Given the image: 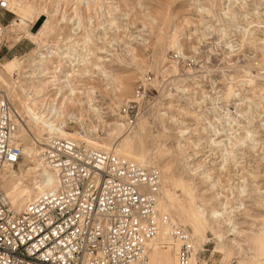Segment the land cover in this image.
<instances>
[{"label": "bare ground", "instance_id": "bare-ground-1", "mask_svg": "<svg viewBox=\"0 0 264 264\" xmlns=\"http://www.w3.org/2000/svg\"><path fill=\"white\" fill-rule=\"evenodd\" d=\"M47 1L49 0H0V3H2L5 10L11 9L13 12L12 18H10L4 25V41L6 40V35H8L10 39H14L16 34H22V37L28 38L31 44L34 45L28 54L21 57H14L13 59L6 60L3 64H0V84L8 88L10 91L0 89V93L3 96H6L9 100L11 110L17 123V129L14 133V138L16 139L15 142L17 145H20L22 155H25L26 160L32 164L31 166L19 164L17 166L19 171L16 174V171H14L15 168L6 167L0 174V187L4 192V197L9 206L15 211L21 210V208L30 202L37 194L45 191H54L59 185L56 171L41 160L40 147L38 144H34L33 147L32 145L25 143L22 147L20 141L17 140L20 137L19 133L22 126H24L23 121H25V119V122L30 123V125L36 129L37 136H42L40 139H37L42 145L47 142L48 138L53 136L60 138H76L87 145L103 151H111L127 158L133 163L145 167L140 163L135 162L136 157L130 152L128 137L126 136H119L121 138V143L117 145V147L105 148L104 145L92 141L93 139L86 138L84 132H66L64 130V126L66 125L65 120L68 117L77 116V119L82 121V117L87 115H91L95 121L103 123V125L109 127V130H111L110 125L112 123H106L102 120L99 106L96 104L97 100H95L93 96V87L86 85L84 81H87V78H90V73L94 74V72H96L101 78H104L111 83H115L113 86L115 91L119 92L122 85L119 84V82H116L117 76L115 74L106 71L104 68L103 62L106 60L102 55L106 54L107 50L104 47L96 46L92 43L90 39V28L87 29V25L83 24V13L87 12L89 15L91 11L98 13V10H101V12H103L101 15L103 22L99 24V26H101L100 28L102 29L103 23H105L106 26H109V28L112 26L115 28L117 27V22L115 21L116 19L114 18L113 13L116 11L117 7L112 6L107 0H54V6L48 10ZM199 1L200 0H192V5L198 6L199 9L197 10L199 12L204 13L205 11L209 13L211 11L209 10V7H205L204 3L206 5H211L212 7V4L215 3L214 1L216 0H202L203 3ZM219 1L222 2V11L220 15H222L226 21L231 23L229 26L233 27L232 30H237L242 33V37L247 36L248 38H252L254 36V29L263 28L259 21L254 23L252 21L246 22L248 27H239L237 24L232 23L236 14L233 9L235 4L239 3L237 0ZM67 4H70L71 12L73 14L71 16L65 14V8L57 9L58 6L61 7L64 5V7H66ZM213 5L215 6V4ZM238 8H242V6L240 5ZM53 11L58 12V17L54 23L50 21L54 14ZM253 12L255 15H258V13H255V10ZM246 16L247 13L244 15V18H246ZM213 17L212 18L219 23L217 24L218 27L214 28L211 25L205 26L206 23H203L204 29L200 32L201 38L207 35V31L205 32V30L210 29L213 32L215 31L218 34L220 41L223 43L224 49L228 50L227 53L230 52V54H232V52H234V46L230 45L229 41L226 39L227 25L224 27L223 25L225 23H223V25L220 26V24H222L221 16L218 18L213 14ZM27 18L32 19L31 25L27 24ZM20 19L25 20L23 30H21L19 25ZM89 19L90 17L87 19L88 22H90ZM149 19L152 22L154 20L151 17ZM39 20L40 22L43 21L40 28L36 32L31 31V26ZM183 21L186 24L188 18H183ZM14 24L16 25L15 32L12 31V26ZM61 24L68 25V36L64 42V44H67L63 45L64 47H61L58 42H55L56 44L54 48H46L49 35L54 34L56 28L59 29ZM200 24L203 26L202 22H200ZM80 32H82V34L78 36ZM102 32L103 36H105L104 33L106 32ZM172 33V43L180 49L175 30ZM75 36H77V40H75ZM29 37H31V39ZM129 37L130 36H128V38ZM58 38L62 39V37ZM130 38L138 39L139 36L132 35ZM139 40H142V42L144 41L142 38H139ZM197 40H200V38ZM256 40L258 41V44L260 43L259 45H264V40L262 38H257ZM90 46L93 48L91 52L89 51ZM126 47L132 60H137L134 54V48L130 45ZM90 54L92 55V58L89 56ZM13 60L16 61V64L11 68L7 67V65L11 64ZM242 75H244L243 72H241L239 76ZM20 78L24 79V81L18 84L20 82L18 79ZM239 78L241 77H231L230 83H227L225 86V92L223 94L224 99L237 98L239 96L238 91L244 89H247L248 93L246 94H250L251 96H243L242 101L239 99L240 102L233 103V114L228 112L218 114V119H215L214 121L216 124H209L210 131H208L206 127L199 128L200 125L197 127V121H200L201 119L205 120L207 117L203 115V113H196L193 105H200L204 102L203 99L200 101L195 100V98L193 100L190 99V102L188 103L194 102L190 107L179 106L178 108H174V105L172 104L168 105V107L172 108L177 115L185 116L184 118L192 117L193 120L196 121L194 126V123L190 124V126H193L192 134H189L191 127L190 129L188 128L189 126L182 127V125H186V123L179 121L181 126L177 131L178 137L176 145L182 153L188 154L185 159V168L188 170L189 175L195 176L197 179L201 180L204 184L205 192L211 190V192L214 193L212 198L215 205H211V202L209 203L208 201H200L199 204L195 206V209L190 210L192 220L189 222L193 232H195L197 228L203 230L205 225L211 229V233L214 231L212 228H214L216 230V232L214 231L215 234L218 237H222L220 243L224 249L223 252H218L216 254H220V257L232 255L236 258L235 262H230L229 264H264L262 261H258L259 259L254 251L248 253L245 248V240L242 238V236L247 233L251 234L254 237L253 242L262 245V242L264 241V213L256 218V221L262 222L261 227H256V232L247 229V226H251L252 223L246 224V222L239 221L237 218V215L250 212L248 207L251 203H246L247 200H249L248 196L250 194L257 196L261 205L264 206L263 196H261L264 193V185L258 184L259 178L264 177V174L262 175L260 172L255 171L256 173H254V171L250 172L244 170L241 164L242 161H240L247 153H253V155L257 157V159H254L257 160V163L255 164L256 166L260 163H264V141L258 139L260 137L259 132H264V89L261 87L254 88L249 85L247 80L242 81V79ZM27 79H32L31 82H35L39 85V90L34 93V98L31 97L32 95H30V91L27 92L26 84L30 82L27 81ZM7 80L11 82V87L8 85L9 82L7 83ZM16 87L23 95V99L20 101L16 99L14 94L15 91L13 88ZM229 89H231V92ZM184 91L188 92L187 89H184ZM135 99L136 97L134 95V98L129 101ZM17 100L19 103L15 104L14 102H17ZM209 101L212 103L211 108L214 111L219 108L215 106L216 104H214L213 99H209ZM68 106L80 107L78 115L70 112L67 108ZM162 115L168 124H177L178 119L175 114L169 115L168 113L163 112ZM113 123L118 130L121 129V124L116 122ZM198 128L200 130H198ZM163 129L166 131L165 125L163 126ZM113 133L114 132H109L107 135H112ZM199 134L205 136L202 138ZM193 135L194 139H191L193 138ZM115 142H117V140ZM203 143L205 144L207 151L202 153L201 149L203 148ZM185 144L190 145L191 148L189 149L191 150L189 152L185 151L188 149ZM206 152L209 154L205 155ZM209 155H213L212 157L216 159V162L207 159ZM202 156L204 157L202 158ZM211 167L215 168L213 169ZM238 168H241V171H245L246 175L244 176L242 173H238ZM213 170L218 171V174L212 176V174H214ZM230 170H236V173L234 172L233 174H230ZM13 176L15 177V180L10 182V178ZM221 178L224 179L223 182ZM160 185L161 183L159 182L156 209L159 214H166L170 217L169 209L172 208V203L169 201V198L164 200V198L159 196ZM194 188L196 187L194 183H192L191 178L186 185V194L188 196L187 198H189L192 203L194 202ZM177 196L178 195H176V197ZM213 212H218L220 215L213 216ZM251 219L255 220L254 218ZM176 223L179 224L178 222ZM179 225L182 226L181 224ZM254 227L252 226V228ZM259 228H262V230L257 232ZM260 235L262 236L258 238ZM190 239V243L192 244L194 241L191 234ZM207 242L209 243L210 241H206L204 244L200 245L199 249L194 247V249L191 250V258L195 251L197 259L201 262L205 261L201 259L200 251L204 249ZM163 243L166 245L162 248L160 244ZM212 244L214 245L215 243ZM154 248L165 250L166 253L163 254L162 264H176L178 244L172 242L166 236L164 229L154 235L151 239L148 253V264L156 261L157 258H160L161 256L159 252H150V250H154ZM155 264L159 263L156 262Z\"/></svg>", "mask_w": 264, "mask_h": 264}, {"label": "rangeland", "instance_id": "rangeland-1", "mask_svg": "<svg viewBox=\"0 0 264 264\" xmlns=\"http://www.w3.org/2000/svg\"><path fill=\"white\" fill-rule=\"evenodd\" d=\"M107 1L110 2L112 6L117 7L116 11L113 13L116 19L115 21L117 22V27L114 28V26H112L109 28V26L103 23L102 29L100 28L101 26H99V24L103 22L101 16L103 12H101V10H98V13L91 11L89 15L87 12L83 13V24L87 25V29L90 28V39L92 43L96 46L106 48L107 53L102 55L106 60L103 62L104 68L106 71L117 76L116 82H119L122 87L119 92L115 91L113 87L115 83L101 78L96 72H94V74L90 73V78H87V81L85 80L84 83L93 87V96L95 100H97L96 104L99 106L102 120L106 123H112L110 125L111 130H109V127L103 125V123L95 121L91 115L82 117V121H79L77 116L68 117L65 122L71 118H76L74 120L78 122V126L81 129L79 132H84L86 138L93 139L92 141L104 145L105 148L117 147V145L121 143V138L119 136L128 137L130 152L136 157L135 162L140 163L146 168H156L159 174L162 172L160 174L161 185L159 196L164 198V200L169 198V201L172 203V210L169 209L170 217L185 227L194 241V232L189 222L192 220L190 210L195 209V206L198 205L200 201H208L209 203L211 202V205H215L212 198L214 193L211 192V190L205 192V187L201 180L197 179L195 176L189 175L188 170L185 168V159L188 154L182 153L176 145L178 137L177 131L181 126L179 121L186 123V125H182V127L189 126V129L191 127L189 134H192L193 126L196 121H194L192 117L184 118L185 116L177 115L168 105L172 104L174 108H178L179 106L190 107L194 104V102L188 103L190 99L193 100L195 98V100L199 101L203 99L204 102L200 105H193L196 113H203V115L207 117L205 120L201 119L197 121V127L200 125L199 128L206 127L207 130L210 131L209 124H216L214 121L218 119V114L226 112L233 114V103L240 102L239 99L242 101L243 96H251L250 94H246L248 93L247 89H244L238 91L239 96L237 98L224 99L223 94L225 92V86L227 83H230L231 77H241L239 79H242V81L247 80L250 86L264 89V45H259L260 43L258 44L256 40L257 38H262L264 40V0H237L239 4H235L233 9L236 14L232 23L237 24V26L246 27V22L248 21H252L253 23L259 21L260 25H262L261 27L263 28L254 29V36L252 38H248L247 36L242 37V33L237 30H232L233 27L229 26L231 23L220 15L222 11V2L219 0L214 1L215 3L213 4H215V6L212 4V7L204 3L205 7H209L211 11L209 13L205 11L204 13L199 12L197 10L199 7L192 5V0ZM54 2V0L47 1L48 10L54 6ZM199 2L203 3L202 0ZM240 5L242 8H238ZM59 8H65L66 15H73L70 4H67L66 7H64V5L61 7L58 6L57 9ZM252 10H255V13H258V15H255ZM56 12L57 11H53L54 14L50 20L52 23H54L58 17V12ZM246 13L247 16L244 18ZM4 14L9 18L13 16L11 9H6ZM213 14L218 18L221 16L222 24H220V26L225 23L223 26L226 27L227 25L228 27L226 28V39L229 41L230 45L234 46V52H232V54H230V52L227 53L228 50L224 49L223 43L220 41L215 31L213 32L210 29L205 30V32L207 31V35L201 38L200 32L204 29L205 23V26L211 25L214 28L218 27L217 24L219 23L213 19ZM89 17L90 22L87 20ZM150 17L154 19L153 22L149 19ZM183 18H188L186 24ZM31 20L32 19L27 18L26 22L28 25H31ZM198 20L202 22V24L204 23L203 26ZM42 22H40V20L35 22L31 26V31L36 32L40 28ZM67 26L68 25L61 24L59 29L56 28L54 34L49 35L46 48H54L57 42L61 47L67 44H64L68 36ZM174 30L177 35V42L180 44V49L172 43L171 36ZM102 31L106 32L104 35L107 39L103 36ZM81 34L82 32H80L78 36ZM132 35L139 36V38L144 39V41L142 42L139 38H130ZM128 36H130L129 38L132 40H130ZM58 37H62V39ZM198 38H200V40H197ZM77 39V36H75V40ZM128 45L134 48V54L137 60H132L126 47ZM33 47L34 45L31 44L28 38L10 39V37L6 35L4 46L0 50V64L14 57H21L28 54ZM91 47L92 46L89 48L90 52L93 50ZM89 56L92 58L91 54ZM241 72H243L244 75L239 76ZM18 80H20L18 84L24 81V79L21 78ZM27 81H30L26 84L27 92L30 91L31 97L34 98V93L39 90V85L35 82H31L32 79H27ZM8 82L9 80H7V83ZM9 83L8 85L11 87L12 84L11 82ZM138 86H140V88L143 86L146 95L144 94V99L140 100V102L143 101L142 104L139 102L140 104L137 105V111L134 110L130 116L133 125L127 127L124 122V116H119L117 113L119 111L120 115L123 114L121 109L124 102L134 98V91ZM0 89L9 91L8 88L1 84ZM13 89L16 99L19 101L22 100L23 95L18 88L16 87ZM184 89H187L188 92H185ZM209 99H213L214 104H216L215 106L219 107L215 110L216 112L211 108L212 103ZM18 100L14 103L18 104ZM67 108L70 112L77 115L80 112V107L68 106ZM163 112L169 115L175 114L178 119L177 124H168L162 115ZM25 121H23L24 126H22V128H24H21L19 133L20 137L17 140L20 141L22 147L25 143L34 147V138L40 139L42 136L38 137L36 129ZM113 122L121 124V129L118 130ZM191 123H194L193 126H190ZM164 125L166 126V131L163 129ZM199 128L198 130H200ZM64 130L66 132H77L76 130H66L65 128ZM93 132H96L97 135L93 134ZM109 132L114 133L112 135H107ZM199 136L203 138L205 135L199 134ZM259 136L258 139L264 141V132L260 131ZM191 139H194V135ZM116 140L117 142H115ZM185 145L186 148H188L185 151L189 152L191 150L189 149L191 148L190 145ZM202 147V153L207 151L204 143ZM206 154L209 153L206 152L205 155ZM212 156L213 155H209L207 159L216 162V159ZM203 157L204 156H202V158ZM255 157L253 153H247L243 156V159L240 160L242 161L241 164L244 170L250 172L254 171V173L260 172V174L263 175L264 163H260L256 166L257 160L254 159H257V157ZM19 164H24L26 166L32 165L26 160L25 155H22V160ZM211 168L214 169L215 167ZM238 170V173H242L244 176L246 175V172L241 171V168H238ZM14 171H16V174L19 170L14 169ZM213 171L214 174H212V176L218 174V171ZM235 171L230 170V174H233ZM191 178L192 183H194L196 187L193 189V191L195 190L193 192V203L190 202L186 194V185ZM10 179V182H13L15 177L13 176ZM221 180L222 182L224 181L223 178H221ZM258 184L264 185V177L259 178ZM176 195L178 196L176 197ZM261 196H263L264 200V193ZM248 197L249 200H247L246 203H251L248 207L250 212L237 215V218L239 221L246 222V224L252 223L251 226H247V229L256 232V227L262 226V222L256 221V218L264 213V206L261 205L257 196L250 194ZM252 226L255 227L252 228ZM212 229L216 232L214 228ZM207 230L206 235L211 234V229L207 227ZM261 230L262 228H259L257 232ZM261 236L262 235L258 238ZM242 238L245 240V248L248 253L254 251L259 259L258 261L264 263V241L262 245L254 243V237L248 233L243 235ZM215 246V244L213 245L211 243V248ZM205 248L207 252L201 255V259L203 260L213 258L216 264H229L230 262H235L236 258L232 255L220 257V254L211 251L209 245L205 246ZM150 252H159L161 256L157 258L156 261L149 264H155L156 262L162 264L163 254L166 253L165 250L154 248V250H150Z\"/></svg>", "mask_w": 264, "mask_h": 264}, {"label": "built area", "instance_id": "built-area-1", "mask_svg": "<svg viewBox=\"0 0 264 264\" xmlns=\"http://www.w3.org/2000/svg\"><path fill=\"white\" fill-rule=\"evenodd\" d=\"M4 11L0 3V50L10 19ZM141 87L134 91L135 100L124 102L123 114L117 113L127 127L146 95ZM64 127L81 131L73 118ZM16 129L11 104L0 93V174L6 167L17 169L22 160ZM33 143L40 147L41 160L56 171L59 185L19 211L9 206L0 187V264H148L151 239L163 229L178 244L176 264L191 259L188 230L156 209L160 176L155 168L76 138L53 136L43 145L34 138ZM9 153L17 161L9 160ZM205 246L200 255L207 252Z\"/></svg>", "mask_w": 264, "mask_h": 264}, {"label": "snow or ice", "instance_id": "snow-or-ice-1", "mask_svg": "<svg viewBox=\"0 0 264 264\" xmlns=\"http://www.w3.org/2000/svg\"><path fill=\"white\" fill-rule=\"evenodd\" d=\"M19 25H20L21 30H23L24 25H25V20L20 19ZM15 30H16V25L14 24L12 26V31L15 32ZM21 38H22V34H16L14 36V39H21ZM29 38L31 39V37H29ZM15 64H16V61L13 60L11 62V64L7 65V67L11 68ZM229 91L231 92V89H229ZM8 159L11 161H17L18 157L14 154L9 153ZM219 215H220V213L213 212V216H219ZM207 231L208 230H207L206 225L203 227V230H201L200 228H197V230L193 233L195 240L192 244L188 245V248L190 250L194 249V247L196 249H199L200 245L204 244L206 241H210L209 247L213 253L223 252L224 249L220 243V241L222 240V237H218L214 231L211 234L206 235ZM211 243H215L216 246L214 248H211ZM186 264H216V262L213 258H209V259H206L205 261L201 262L197 259L196 255H195V251H194L192 258L189 259L188 261H186Z\"/></svg>", "mask_w": 264, "mask_h": 264}]
</instances>
